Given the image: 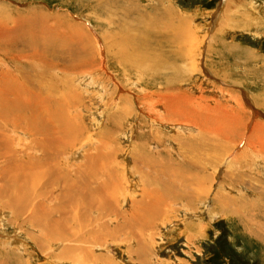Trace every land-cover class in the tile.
Returning <instances> with one entry per match:
<instances>
[{"label":"rangeland","instance_id":"1","mask_svg":"<svg viewBox=\"0 0 264 264\" xmlns=\"http://www.w3.org/2000/svg\"><path fill=\"white\" fill-rule=\"evenodd\" d=\"M0 31V76L55 85L37 133L0 118V264H264V0H0Z\"/></svg>","mask_w":264,"mask_h":264},{"label":"bare ground","instance_id":"2","mask_svg":"<svg viewBox=\"0 0 264 264\" xmlns=\"http://www.w3.org/2000/svg\"><path fill=\"white\" fill-rule=\"evenodd\" d=\"M63 24V23H62ZM66 25H68V24H66ZM62 27V26H61ZM68 27V26H67ZM71 28H69V29H71V33H70V35H72V37L74 38V40H76V38L79 40L78 42H81V43H85L86 42V40H91V37L89 36L90 34H88L87 33V31L86 30H83L82 32H78V27L77 26H73V24H71V26H70ZM4 29V28H3ZM4 32H3V37H4V34H6L5 33V29L3 30ZM0 34H2V32L0 31ZM9 34H10V31H9ZM84 39H86V40H84ZM93 39V38H92ZM92 41L93 40H91L88 44H90V43H92ZM77 42V41H76ZM88 42V41H87ZM94 44V43H93ZM91 46V45H90ZM193 50V49H192ZM192 54V53H191ZM86 56V55H85ZM193 59V58H192ZM9 68V67H8ZM20 69V68H19ZM23 69V68H22ZM9 70V69H8ZM12 70V69H11ZM36 70V69H35ZM43 71V70H42ZM24 72V71H23ZM35 74V73H34ZM37 74V73H36ZM39 75H41V74H39ZM23 76V75H22ZM22 76H20L17 72L15 73H11V72H7V70H6V72H5V74H3V75H1L0 76V118L2 119V122H3V125H2V127H6L7 128V131L5 132H3V133H5V134H3L4 136L5 135H7V137L6 138H8L9 137V139H11L12 141H13V139H12V136L13 135H11L12 133H15V132H20V133H22V131H25V133H29V134H34V133H37L39 130H40V128H41V125H38L37 126V124H38V122L36 121L37 119H36V114H33V112H40L37 108H36V110H34L33 112H32V114H27V115H29L28 117V119H23V116L21 117L20 116V113L22 112V111H24L25 110V107L26 106H28L27 104H30L29 103V101L30 102H33V104L35 105V106H41V104H44V103H48V101H51V100H53V98H54V93L52 92V91H50V89H54V88H50V87H52L54 84L52 83V82H49V83H51V84H49L48 86H46L45 87V83L42 85V83H40L39 81H37L38 79H41L40 77L36 80L37 81V83L35 84V86H36V91H38V89H39V92L41 93V91L42 90H45V89H48V91L50 92H48L47 90H45L46 92H48L47 93V95H41V94H33V92L34 91H32L29 87H27L26 86V84L23 82V80H22ZM27 76V75H26ZM37 77V76H36ZM24 78H25V75H24ZM29 78V77H28ZM27 79V78H26ZM36 79V78H35ZM45 81H48V80H45ZM45 81H42V82H45ZM52 81V80H51ZM47 85V84H46ZM55 86V85H54ZM45 87V88H44ZM38 88V89H37ZM35 89V88H34ZM55 91V90H54ZM44 92V91H43ZM46 92H44V93H46ZM167 92V91H166ZM43 93V94H44ZM163 93V92H162ZM33 94V95H32ZM157 94V93H156ZM239 94V93H238ZM32 95V96H31ZM234 95V94H233ZM185 96H186V94H185V92H183V91H175V92H167V93H163V94H160V95H157L156 96V99H153L152 101H150L149 102V104L151 105L150 107H152V105L154 106V105H156V104H164V106H165V108H166V110H167V117H169V116H171V117H178V115L179 116H183V112L181 111V109L183 108V105L182 106H180V107H177V106H173L170 102H169V100L168 99H171V98H177V97H181V98H185ZM52 98V99H51ZM140 98V97H139ZM264 98V97H263ZM262 98V99H263ZM152 99V98H151ZM150 98H149V100H151ZM190 99V98H189ZM188 99V100H189ZM264 100V99H263ZM186 101H187V98H186ZM191 100H189V102H190ZM235 102L236 103H239L238 105H240L241 106V108L242 107H244L243 106V103H242V101H241V98L238 96V100L236 99L235 100ZM258 104L260 105V106H263L264 107V101H262V100H260L259 102H258ZM48 105V104H47ZM184 105H187L188 106V104H184ZM44 106H46V105H44ZM49 106H51V105H49ZM259 106V107H260ZM147 107V106H146ZM186 107V106H185ZM192 107V106H191ZM28 108H30V107H28ZM159 108V107H158ZM188 108V107H187ZM202 108V107H201ZM241 108H240V110H241ZM245 108V107H244ZM262 108V107H261ZM46 109V108H45ZM191 109V108H190ZM205 109H207L206 107H205ZM210 109V108H209ZM208 109V110H209ZM31 110V109H30ZM49 110V109H48ZM165 110V111H166ZM185 110H186V108H185ZM202 110V112H203V110L204 109H201ZM51 112H53V111H51ZM190 112V111H189ZM186 113V114H190V113ZM196 112V111H195ZM195 112H193V114L195 113ZM207 112V111H206ZM208 112H210V111H208ZM207 112V113H208ZM241 113H244V111H243V109L240 111ZM214 114H215V112H213ZM40 114V113H39ZM53 114V113H52ZM51 114V115H52ZM164 115H166V114H164ZM177 115V116H176ZM216 115V114H215ZM223 115V114H222ZM240 115V114H239ZM256 115V114H255ZM192 116V115H191ZM225 116V115H224ZM50 117V116H49ZM48 117V118H49ZM226 117V116H225ZM241 117V116H240ZM239 116H238V118H240ZM58 118H60V117H58ZM57 118V119H58ZM163 118H166V116H164ZM162 118V119H163ZM185 118H187L186 116H185ZM185 118H183V119H185ZM206 118H208V117H206ZM212 118V120H210L211 122L213 121L214 123L216 122V121H214V115L211 117ZM49 119H52L51 117L49 118ZM49 119H47V120H49ZM226 119V118H225ZM67 120V119H66ZM170 121H171V119H169ZM173 120V119H172ZM175 120H177V119H175ZM180 120V119H179ZM215 120H217V119H215ZM240 120V119H239ZM50 121V120H49ZM168 121V120H167ZM184 120H182V122H183ZM221 120H218V122H220ZM226 122H227V120H225ZM224 121V122H225ZM245 121V125H243V128H245V126H246V121H247V119L246 120H244ZM259 121V120H258ZM185 122V121H184ZM232 122V121H231ZM236 122V121H235ZM239 122V121H238ZM248 122V121H247ZM41 123V122H40ZM188 123V122H187ZM186 123V124H187ZM194 123V122H193ZM228 123V122H227ZM215 124H217V123H215ZM222 124H223V126L222 127H224L226 124L225 123H223L222 122ZM225 124V125H224ZM228 124H230V123H228ZM182 125V124H181ZM205 125V124H204ZM219 125V124H218ZM232 125V124H231ZM39 126H40V128H39ZM186 126H190V125H186ZM212 126V125H211ZM62 127V126H61ZM225 127H227V125L225 126ZM232 127H233V125H232ZM240 127H241V123H240ZM213 128V127H212ZM250 128H252V130H251V133H250V135H248V138H247V140L245 141V148L246 147H248V144L250 143V139H251V135H253V136H256V134H257V132H258V130L259 129H261L262 131H263V137H264V124H262L261 122H256V121H254V123H253V126L252 127H250ZM201 129V128H200ZM199 129V130H200ZM232 129V128H231ZM230 129V130H231ZM9 130L11 131V132H9ZM216 131H219V128H217V129H215ZM227 130V129H226ZM233 130V129H232ZM240 130V129H239ZM243 130V129H242ZM242 130L240 131V133H239V135L236 137V138H238V140H236V139H234V143H237V142H239V141H241L242 139H244V138H242ZM212 131V130H211ZM223 131H224V129H223ZM236 131H237V129H236ZM215 132V131H214ZM231 132V131H230ZM223 133V132H222ZM227 133V132H226ZM219 134V133H218ZM228 134V133H227ZM227 134H225V135H227ZM229 134H231V133H229ZM38 135V134H37ZM73 136V135H72ZM261 136V138L258 140V142H255L256 143V146H255V144L253 145V147L256 149L255 151L256 152H264V138ZM231 138V137H230ZM18 140H20V139H18ZM253 140V139H252ZM14 147H16V146H14ZM252 147V146H251ZM244 151V150H243ZM243 151L241 152V153H243ZM241 153H239V154H241ZM238 157V156H237ZM223 159V158H222ZM232 161V160H231ZM230 161V162H231ZM233 161H235V160H233ZM203 162V161H202ZM199 164V163H198ZM231 164V163H230ZM200 165V164H199ZM225 165V164H224ZM194 166V164H191L190 165V167H193ZM198 166V165H197ZM206 166V165H205ZM199 169V168H198ZM200 170H201V168H200ZM199 170V171H200ZM198 177V176H197ZM10 180V179H9ZM196 180V179H195ZM72 187V186H71ZM169 188V187H168ZM72 189V188H71ZM155 190V189H154ZM156 190H158L159 191V189H156ZM173 191V190H172ZM171 190H170V188H169V192H172ZM91 192V191H90ZM80 193V192H79ZM99 193V192H98ZM161 192L159 191V194L157 195V197H155V198H157V200H159V199H161L160 201L161 202H164L163 200H164V198H163V196L160 194ZM153 196H156V194H154ZM151 197V196H150ZM153 200V199H152ZM159 201V202H160ZM158 202V201H157ZM156 203V202H155ZM148 206H152L150 203H149V205ZM159 206V205H158ZM217 208V207H216ZM141 212V211H140ZM226 214V213H225ZM142 218V217H141ZM145 218V217H144ZM134 219V218H133ZM43 233V232H42ZM44 235H45V233H44ZM42 236H43V234H42ZM57 240V239H56ZM43 242V241H42ZM75 262V261H74ZM5 264V263H4ZM15 264H17V263H15ZM19 264V263H18Z\"/></svg>","mask_w":264,"mask_h":264},{"label":"crops","instance_id":"3","mask_svg":"<svg viewBox=\"0 0 264 264\" xmlns=\"http://www.w3.org/2000/svg\"><path fill=\"white\" fill-rule=\"evenodd\" d=\"M232 8H234V9H236L237 8V6H234V7H232ZM232 8H230V9H232ZM229 11V10H228ZM230 12V11H229Z\"/></svg>","mask_w":264,"mask_h":264}]
</instances>
